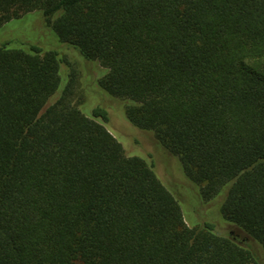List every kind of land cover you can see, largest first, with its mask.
<instances>
[{
  "label": "trees",
  "instance_id": "trees-1",
  "mask_svg": "<svg viewBox=\"0 0 264 264\" xmlns=\"http://www.w3.org/2000/svg\"><path fill=\"white\" fill-rule=\"evenodd\" d=\"M36 11L264 252V0H0V30ZM25 50L0 46V264H262L188 226L107 111L74 103L73 78L50 103L61 60Z\"/></svg>",
  "mask_w": 264,
  "mask_h": 264
},
{
  "label": "rangeland",
  "instance_id": "rangeland-1",
  "mask_svg": "<svg viewBox=\"0 0 264 264\" xmlns=\"http://www.w3.org/2000/svg\"><path fill=\"white\" fill-rule=\"evenodd\" d=\"M6 42L16 49L25 50L29 46H37L43 53L56 52L61 60L62 82L50 103L58 99L64 85L73 78L76 90L74 103H80V110L88 117L92 112L87 111L92 107H101L107 111L112 134L122 142L128 155L139 152L149 157L159 179L180 204L188 226L204 228L205 225L211 224L217 234L236 237L237 243L249 247L264 264L261 246L222 217L224 194L221 193V196L209 202L205 201L200 187L187 178L178 158L167 152L151 132L139 130L131 125L125 116V103L110 96L100 87L99 82L106 75L107 69L98 62L86 61L72 47L61 43L41 12H32L5 24L0 30V46ZM231 232L234 235H231Z\"/></svg>",
  "mask_w": 264,
  "mask_h": 264
},
{
  "label": "flooded vegetation",
  "instance_id": "flooded-vegetation-1",
  "mask_svg": "<svg viewBox=\"0 0 264 264\" xmlns=\"http://www.w3.org/2000/svg\"><path fill=\"white\" fill-rule=\"evenodd\" d=\"M231 235H234V233H233V232H231ZM232 239H233V240H236L237 238H236V237H233Z\"/></svg>",
  "mask_w": 264,
  "mask_h": 264
}]
</instances>
